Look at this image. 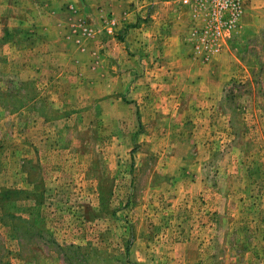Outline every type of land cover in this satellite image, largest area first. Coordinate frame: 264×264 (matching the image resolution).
Returning <instances> with one entry per match:
<instances>
[{
	"label": "rangeland",
	"instance_id": "obj_1",
	"mask_svg": "<svg viewBox=\"0 0 264 264\" xmlns=\"http://www.w3.org/2000/svg\"><path fill=\"white\" fill-rule=\"evenodd\" d=\"M117 1L92 42L76 1L0 0V264H264V0L194 79Z\"/></svg>",
	"mask_w": 264,
	"mask_h": 264
},
{
	"label": "crops",
	"instance_id": "obj_2",
	"mask_svg": "<svg viewBox=\"0 0 264 264\" xmlns=\"http://www.w3.org/2000/svg\"><path fill=\"white\" fill-rule=\"evenodd\" d=\"M72 1L74 2L76 1L79 6H83V11L82 13H80L81 17H85V18L89 17L90 21L86 18L88 22L91 21L93 22L89 25L84 26L83 29V34L85 35L84 38L85 39H87L88 37L91 39L93 38L92 42H94V40L96 42L100 37L97 33L96 28L97 26H100L102 24L101 18L106 17L107 12L114 11L115 14H119V12H121L122 10H126L119 7V2L117 0H72ZM153 4L154 5L151 6V10L148 13L149 17H147V20L145 21L146 23L143 25V23H141L142 20H139V23H141L140 25L141 27H138L137 31H140V33L136 37L137 39L142 40L143 43H146L145 53L148 54V58H150L153 55V53H156L158 47L160 46H162L164 50L170 47L175 48L176 50L175 52L178 53L179 55L181 52V48L183 47L185 49L186 41H187L186 46L188 48V53L190 52L191 54V46L189 45L188 42L191 33V16H190L189 8L180 4L178 0H153ZM140 7L142 8L143 6ZM140 7L138 8L139 9L138 14L140 13V9H141ZM62 16L58 18L60 22V26L62 28L61 31L62 40L70 41L72 39L71 25H74V18L65 17L64 19H62ZM121 18L124 19V21L125 19H127V21L128 20L132 21L133 19H135V16L133 14V11H130L129 13L125 11L123 12V14H121ZM169 23L171 24L170 26ZM65 26L67 27L66 29H64ZM75 30L79 31L80 34L78 37H80L81 30L77 28H75ZM132 31H133L132 28H130L129 34H132ZM105 44H103V46L101 47H103L104 51L107 52V47H105ZM86 48L87 47L85 46V49ZM67 50L69 51L65 53V56H69L70 54H73V51L71 49H67ZM85 51L86 50H80V49L78 50L80 54H83ZM95 52H96V48L94 50V53ZM60 53L62 54V51H60ZM101 55L104 56L103 53H101ZM217 56L219 55H216L214 59L218 58ZM214 59L211 60L213 61ZM211 60L207 63L198 62V64H196L193 69L192 68L188 69L191 78L192 79L196 78L195 75H197L200 71L205 70L206 68L202 64H208L211 62ZM158 65L159 64L157 63L153 64V68L150 70L154 71L158 69L163 72L167 70L176 71L173 70L176 69L173 62H164L163 64H160L159 67ZM195 81L196 82L191 83V86L197 87L199 85L197 83L198 80L195 79Z\"/></svg>",
	"mask_w": 264,
	"mask_h": 264
},
{
	"label": "built area",
	"instance_id": "obj_3",
	"mask_svg": "<svg viewBox=\"0 0 264 264\" xmlns=\"http://www.w3.org/2000/svg\"><path fill=\"white\" fill-rule=\"evenodd\" d=\"M190 10L191 33L189 43L194 56L203 63L220 52L223 45L239 27L247 0H178ZM115 20L104 27L112 33Z\"/></svg>",
	"mask_w": 264,
	"mask_h": 264
}]
</instances>
